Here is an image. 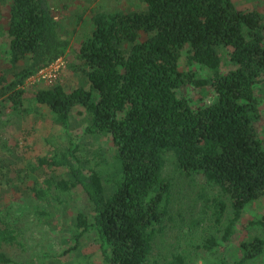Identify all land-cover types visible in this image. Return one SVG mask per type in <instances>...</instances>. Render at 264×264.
I'll return each mask as SVG.
<instances>
[{"label":"trees","instance_id":"obj_1","mask_svg":"<svg viewBox=\"0 0 264 264\" xmlns=\"http://www.w3.org/2000/svg\"><path fill=\"white\" fill-rule=\"evenodd\" d=\"M143 11L93 14V30L75 53V69L89 90L61 85L37 89L33 101L67 131L71 110L80 106L85 134L109 133L120 168L110 197L95 171L85 172L71 139L65 150L37 156L27 172L41 171L43 185L31 187L37 201L79 188L93 214H78L73 245L92 230L104 264H147L155 238L170 220L171 183L163 176L165 156L192 177L201 176L200 200L228 244L244 209L264 196V149L255 130L256 93L264 91V15L239 10L232 0H139ZM7 67L0 65V100L20 106L25 81L62 58L69 41L59 33L48 0H11L5 31ZM234 69L220 74L222 55ZM181 61L213 73L202 79L181 70ZM232 67V68H233ZM212 86L213 103L193 108L177 92L186 85ZM95 91V94H93ZM0 120V130L8 126ZM65 169L67 178L48 174ZM208 188L218 194L210 198ZM229 211V217H224ZM209 249L216 245L209 239ZM18 244L14 226L0 217V264H13L4 246ZM244 264L264 252V240L241 244ZM182 264V258H174ZM174 264V263H173Z\"/></svg>","mask_w":264,"mask_h":264},{"label":"rangeland","instance_id":"obj_2","mask_svg":"<svg viewBox=\"0 0 264 264\" xmlns=\"http://www.w3.org/2000/svg\"><path fill=\"white\" fill-rule=\"evenodd\" d=\"M57 21L59 33L69 41V49L47 75H55L51 83L40 76L25 81L20 106L16 109L8 99L0 100V120H8L0 130V217L12 224L17 231L18 244L4 246L3 251L13 264H104L94 231L85 233L75 250L73 245L75 223L78 214L89 218L92 205L79 188L59 199L55 193L46 200L37 201L31 187L43 185L47 177L41 171L27 172V165L37 156L51 155L65 150L71 139L78 145L77 159L85 172H97L104 185V194L110 197L114 186L112 179L120 168L116 148L109 133L87 135L84 130L89 119L80 106L69 114L67 131L53 123L48 110L33 101L37 89L61 85L66 92L76 88L89 90V83L75 69V53L93 30L92 16L100 12L143 11L139 0H48ZM239 10H257L264 15V0H232ZM11 0H0V65L7 67L5 54L7 27ZM228 64V55H222L220 74L234 69ZM181 70H192L198 77L210 80L213 73L197 65L188 66L181 61ZM95 94V91H93ZM96 95V94H95ZM177 95L187 98L192 107L206 106L214 102L216 94L210 85L196 88L186 85ZM259 101V118L255 130L264 149V91L256 93ZM54 179L67 178L65 169L48 174ZM163 176L171 183L170 220L152 245L147 264H175L176 257L182 264H239L242 259L241 244L254 238L264 240V196L250 203L235 227V234L228 244L221 240L224 223L215 224L211 211L200 200L204 188L201 176H186L175 165L171 154L165 156ZM206 194L213 198L218 192L208 188ZM227 211L224 221L229 217ZM209 239L216 245L209 249ZM244 264H264V252Z\"/></svg>","mask_w":264,"mask_h":264},{"label":"built area","instance_id":"obj_3","mask_svg":"<svg viewBox=\"0 0 264 264\" xmlns=\"http://www.w3.org/2000/svg\"><path fill=\"white\" fill-rule=\"evenodd\" d=\"M60 59H58L57 61H55L54 63H52L51 65H49L48 67L42 69L41 71H39L36 76H40L44 81H46L47 83H51V79H54L55 78V75H47V73L49 71L52 70V68L57 64L59 63ZM33 78V77H32ZM2 141V138L0 136V143ZM1 155H2V152H1V149H0V158H1Z\"/></svg>","mask_w":264,"mask_h":264}]
</instances>
